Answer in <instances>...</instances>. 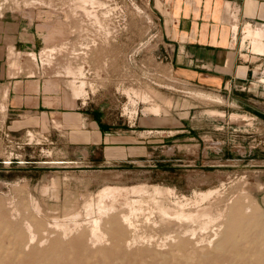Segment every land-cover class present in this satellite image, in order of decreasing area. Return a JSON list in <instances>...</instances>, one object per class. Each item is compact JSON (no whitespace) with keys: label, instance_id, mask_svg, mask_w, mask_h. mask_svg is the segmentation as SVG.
<instances>
[{"label":"rangeland","instance_id":"obj_1","mask_svg":"<svg viewBox=\"0 0 264 264\" xmlns=\"http://www.w3.org/2000/svg\"><path fill=\"white\" fill-rule=\"evenodd\" d=\"M12 1L14 0H0V20L6 22L8 32L16 31L19 27L20 37L24 41L26 39L34 41L35 47H30L32 43L29 42L26 46L30 48L20 49L14 44L15 37L6 35V48L8 41L9 43L12 41L14 49L21 51L20 62L24 64L22 65L24 72L20 71L18 74L28 79H36V85L41 84L44 88L49 75L41 72L40 58L33 62L26 55L25 50L38 52L45 44L44 40L49 31L43 27L41 29L39 25L50 22L46 20L45 13L48 11L45 10L52 8L36 5L32 19L27 14L31 9L25 8L27 12L17 10L16 2L21 4L22 1L15 0L14 4ZM59 1H53L56 5V12L53 15H61L60 17L64 18L63 10L66 4L60 5ZM100 2L103 5L105 3L106 6L99 5L102 11L97 10L99 9L97 4H94L92 9L98 11L96 12L98 17L101 16L99 20L103 18L105 12H108V15L107 13L104 15L105 21L104 18L100 20V23L104 24L102 28L99 29L100 23L93 24L90 20L85 21L86 19L82 22L80 15L83 12L78 9L81 13L78 11V16L73 18L76 21L73 19L68 21L70 34L65 40L68 46L72 43L74 47L75 43L80 53L76 59L74 56L71 58L74 64H80L85 71L83 77L85 76L86 80L83 77L82 79L85 81L86 94L83 93L84 95L75 99L74 104H67L64 89L67 91L66 95L70 92L63 81L67 77L56 76L60 80L58 88L55 90L49 86H46L49 87L48 89L45 87L44 105L57 111L25 112L15 118H7L6 110L0 111L2 227L6 226L5 229L8 231L7 226L18 224L21 226L26 218L35 226L38 225V220L43 217L33 212L31 197L38 200L37 202L46 210L49 207L50 214L55 213V216L59 214L58 219H63L61 216L66 212L67 207L69 208L74 202H82L83 197L96 192L107 182L125 185L137 182L161 183L160 185L174 187L178 199L182 194L191 197L194 191L216 187L215 189L219 190L216 194L219 195L218 198L216 195L211 196L213 205H223L227 202L230 206L236 201L241 202L243 206H250V210L243 217L239 216L232 224L228 231L229 237L224 241L225 248L213 255L211 251L209 254L207 251L196 252L192 254L195 257L191 256L192 259L189 261L185 260L181 252L176 255L171 254L169 247L171 237L168 235H174L175 232L174 234L172 231L168 232L159 222L157 214L143 213L138 214L137 221L135 219L134 223L137 224L135 230L128 232L121 229L123 234L127 231L125 236L122 235L121 240L131 237L132 233H138L137 235L140 236L130 248L122 245L111 235H107L102 243L95 246L76 242L74 237L67 238L56 250H53L50 243L58 233L54 230L52 222L48 228L51 237L47 241L39 244L40 235H37L34 239L35 243H31L24 251L22 247V249L16 247L17 251L13 252L3 251L0 254V264H29L28 262L58 264V261L59 264L63 262L64 264H201V261H204L202 263L204 264L207 260L209 261L205 264H249L246 259L247 250H250L252 244L264 243V81H259L263 75L264 56H256L251 53L249 47L241 48L242 59L252 62L251 71L248 75L245 74L246 77L233 78L217 87L195 83L179 74L174 67L173 59L178 52V45L174 46V27L162 2L159 7L155 4L156 0H100ZM104 8L106 9L103 10ZM77 17L81 20L79 21ZM83 24L86 25V29ZM91 25L94 29L90 27ZM239 35L241 36L242 33ZM73 49L76 50L75 47ZM82 52L88 53V56ZM6 56L8 69L7 52ZM30 68L35 72L31 77L27 76L33 73ZM29 70L31 73H28ZM8 72L6 71V74L10 77L9 69ZM18 74L12 76H19ZM60 77H63V80ZM134 87L135 91H133ZM136 91L140 93L151 91L147 93L149 99L143 101ZM132 92L136 95L134 96ZM201 92L210 94L211 98L201 95ZM128 94H131L129 100ZM150 94L155 96L150 97ZM133 101L135 106L132 104ZM157 102L159 106L162 105L159 115L144 111L146 106ZM212 109L213 111L215 109V113ZM70 113L78 115L80 122L74 121ZM54 118H58L59 125ZM31 132L35 134L32 135ZM44 185L48 190L41 189ZM153 220L158 222L154 223ZM211 234L212 231L209 230L208 235ZM141 236L145 237L141 238ZM149 236L153 239L152 243L149 241L151 239L147 240ZM114 243L116 245H113ZM162 243L164 245H161Z\"/></svg>","mask_w":264,"mask_h":264},{"label":"bare ground","instance_id":"obj_2","mask_svg":"<svg viewBox=\"0 0 264 264\" xmlns=\"http://www.w3.org/2000/svg\"><path fill=\"white\" fill-rule=\"evenodd\" d=\"M14 1H12V4H14L13 3ZM21 1H22L23 4L22 3L19 4L20 2L18 3V1H17L16 4H15L16 5L15 7H16L17 10H23V11H26V10H24L25 8L31 9L28 12L26 11L27 14L29 15V17L33 16V9L36 8V5H40L41 7L42 6H47L49 8L50 7L52 8L51 10H45V11H48L47 13H45V16H47L46 20L50 21L51 23L48 22V23H43L44 25H42V24L39 25V27H41V29L43 27V29L45 28V29H47L49 31V34H47V36L45 38L46 40H44L45 44L43 46H41V48L39 49L38 52H36L34 50H27V51L25 50V52H26V55L29 56V59L33 60V62L38 57L40 58L39 63L41 64L40 68L42 70V71L41 70L40 71L49 75V77H47L46 86H49V87H51V89H55L56 90L58 88V83L60 81L58 79L59 78L58 76H63V77H67L68 78V79L66 78L65 80H63L62 79L63 77L62 78L60 77L63 81H65L64 83H66V85L69 88V92L70 93L67 94L68 96L66 95L67 91L64 89L65 99L67 100V104H74L75 99H77L79 96H81L84 93V91H85L84 90L85 81L83 80V79H85L84 78L85 76L83 77V73L85 71H83V68H82V66H80V64H78V65L74 64L73 61H72L73 58H71V56L72 57L74 56V58L76 59V57H78L80 55L79 51L76 49L75 43H74V47H75L76 50L73 51L74 50L73 49L74 47L72 46L73 44L70 42L71 46H68L67 42H65V40L68 39V34H70L69 31H68V28H70V27H68V23H70V22H68V21L70 19H73L76 16H78V11H79L78 9H80L83 12V13H81L79 11V13H81V15L80 14L79 15H80V17L82 19V22H84V19H86L85 21L90 20L91 23L93 22V24H94V22L100 23L101 22L100 20L101 19L103 20L104 15L106 13L108 15V12H105V13L103 12L104 13L103 14V18H101L99 20V18L101 16L98 17V15L96 13L98 11L95 12V10L92 9L93 8L92 6L94 4H97L98 7H99V5H101V7H102L103 4H102V2H100V0H60V1L57 0V1L60 2V5H63V3L66 4V6L64 5L65 8L63 10V14H64L65 17L61 18L60 17L61 15L60 16L59 15H53V13L56 12V9H55L56 5L53 3L54 0H21ZM160 2L161 1L156 0L155 4L159 7ZM53 5H55L54 8H53ZM12 6L13 5H11V7ZM90 6H91V8H90ZM104 6H105V3L103 5V7ZM2 8H4V7H2ZM61 8H63V7H61ZM95 9H97V8H95ZM105 9L106 8H104L103 10H105ZM97 10H101L100 7ZM38 12H39V10H38ZM0 14H1V12H0ZM79 18L77 17L78 20H79ZM32 19H33V17H32ZM73 20L76 21V19H73ZM79 21H78V23H79ZM104 21H105V18H104ZM234 21H235V22H233L234 24H232L233 25V36H232L233 37V42L236 40V31H237V27H238L236 19ZM247 22L241 28V30H242L241 43H240L241 47L242 48H247V49L249 47V49L252 51L251 53L264 56V24L261 23V24H256V25L253 24L252 25V24H250V22L249 23H247ZM40 23H42V22H40ZM76 24H77V22H76ZM85 24H86V22H85ZM102 24L103 23H100V25L98 24L100 27L97 25L99 27V29L102 28ZM92 25L90 27H92ZM69 26H71V24ZM74 26H75V24H74ZM77 26H78V24H77ZM85 26L86 25L83 26L84 29H86ZM81 27H82V25H81ZM81 27H79V28H81ZM90 27H89V29H90ZM94 27H95V25H94ZM79 30H81V29H79ZM71 32H73V31H71ZM76 39H77V37H76ZM9 42L10 41H8V48H7L6 52L9 54V61L8 60L7 61L9 62L8 63L9 64L8 65L9 68L8 69L11 72V74H8V75L12 76V74H18V72H20V71L24 72L22 70V65H24V64H21V62H20L21 61L20 57H22L21 56V51L15 50L14 47H13L14 45L12 44V41H11V43H9ZM78 43H80V42L78 41ZM239 47H240V45H239ZM76 51H78V52H76ZM82 53H85V52H82ZM245 54L247 55V53H245ZM243 55H244V53H243ZM85 56H88V53ZM253 56L254 55H252V57ZM244 57L246 58L247 56H244ZM253 58H256V57L254 56ZM75 59H74V61H75ZM81 61H84V60H81ZM24 63H26V62H24ZM75 63H76V61H75ZM30 64H31V62H30ZM262 67H263V71H262L263 75L261 74L262 77L259 79V81H264V60L262 62ZM23 68H24V66H23ZM8 69H7V72H8ZM30 69L32 70V68H30ZM31 72H33V70ZM31 72L29 70L28 73H31ZM33 74H35V72H33L32 74H28L27 76L31 77ZM18 75L20 76V74H18ZM56 76L58 78H56ZM44 77H46V75H44ZM82 77H83V79H82ZM257 78H259V77H257ZM252 84H253V82H252ZM129 87H132V86H129ZM0 89H1V94H0L1 96L0 97H1V100H2L0 102V111L4 112V110H6L7 104H8L7 103V97H8L9 86L2 84ZM135 89L136 88L134 87L133 91H135ZM149 89L151 90V88H149ZM127 90H128V88H127ZM137 90H139V89L137 88ZM131 91H132V89H131ZM143 91H145V90H143ZM150 92L148 91L147 93H150ZM126 93H129V92H126ZM136 93L140 96V98L143 101L147 100V98L149 96V94L147 95V93H144V92L140 93V92L136 91ZM136 93H133L134 96L136 95ZM154 93H155V91H154ZM84 94H86V93H84ZM131 94H128V96L126 95L128 97V100L131 99V96H130ZM199 95H200V93H199ZM201 95H204V96H207L208 98H211L210 94L202 93ZM151 96H153V95L150 94V97ZM214 98L215 99H220V98H216V97H214ZM150 100H151V98H150ZM163 100H165V98H163ZM137 101H139V98H138ZM152 101L153 100H151L150 102H152ZM158 102H157V104L154 103V104H151V105L146 106V107L144 106L145 107L144 111L145 112H149L151 114H156L157 115L158 112L160 111V108L162 107V105H160L161 107L158 105ZM162 102H164V101H162ZM169 102H170V100H169ZM129 103H131V102H129ZM134 103L135 102L133 101L132 104H134ZM126 104L124 105V107L126 106ZM133 106H135V104ZM125 109H126V107H125ZM130 110L133 111V109H130ZM212 111H213V109H212ZM208 112H211V111H208ZM213 113H215V109H214ZM66 114H67V112H66ZM70 117H74V121L80 122L79 119H78V117H79L78 115H76V114L74 115L73 113H70ZM147 118L148 117H146V119ZM245 118H246V116H245ZM57 119L58 118H56V119L54 118V120L59 125L60 122ZM51 120H53V119H51ZM54 120H53V123H54ZM143 120H145V117L143 118ZM239 121H240V119H239ZM54 124H56V123H54ZM31 134H32V132H31ZM31 134H29V135L31 136ZM34 134L35 133H33L32 135H34ZM51 182H53V180ZM51 182H50V185H51ZM160 184H157V183L155 184L154 182L151 183V184H149V183H138L137 182L136 184H131V185L117 184V183H112V182L104 183L98 190H96V192L92 193L90 191L91 193H89V195H87L86 197H83L84 199L82 200V202H78V203L74 202L73 204H71L69 206V208L67 207L66 212L63 214V216H61V217H63V219L59 218L61 220L58 219V215L59 214L56 215V216H55V213H54V215L50 214L49 211H48L49 210L48 206H47L48 210H46L41 204H39L37 202L38 200L36 201L33 197H31V203L33 204L32 205L33 212L35 211V213L38 216H40V217L42 216L43 218H40L38 220V222H37L38 223V225H37L38 227L35 226V224L27 221V218H26V221H23L21 226H19V224L18 225L16 224L17 226H19L18 228H16L17 226H15V225L11 226V227L7 226V227H9L8 231L5 229L6 226L2 227L1 221H0V254L3 251H12V252L13 251H17L16 247H20V248L22 247V248H24L22 251H24L25 248L29 247L30 244L34 242V239L36 238L37 235H40V237L38 239V243L39 244H41L43 241H47V239L49 237H51V235L48 234V228L50 227V223H52V222H53L52 226L54 227V230H56L57 233H58V235H56L54 237V240L52 241V243H50L51 244V249H53V250H56L60 246V243L63 240L67 239V238L70 239V238L74 237L77 240L76 242H79V243L84 242V245L95 246L96 244L102 243L107 235H111L114 239H118L121 242L122 245H124L127 248H130V246H132V244L135 243L138 240L137 238H140V236L137 235L138 233L137 234L132 233V236L129 237V238L124 237V238H126L124 240H121V237H122V235L125 236V233L128 230L129 231L135 230V225H137V224L134 223L136 217L138 216V214H143L144 213V214H155V215L157 214L159 219L157 217L156 218L159 220L160 223H162L167 228L168 232L169 231H172V233L175 232V234L173 233L174 235L169 234V233L166 232L167 234H169L168 236L171 237V243H170L169 247H170V250L172 252L171 251L170 252H171V254L173 253L174 255L180 254V252H181L182 256L185 258V260L189 261V260L192 259V257H191V256H193L192 254H194L196 252H200L201 253V252L207 251V253L209 254V252L211 251L212 255H213V254H217L216 252H218V251L222 250L223 248H225L224 241L226 240L227 237H229L228 236V231L232 227V224L236 221V219H238L239 216L243 217V215H246L247 211L250 210V206H243V205L240 204L241 202L238 203L236 201H234V202L232 201L233 203L230 206L228 205L227 202L224 203L223 205L222 204H220L218 206L217 205H213L211 203L212 200L210 199V198H212L211 196L212 195H216V197H217L219 195V194L218 195L216 194V192L218 193V191H219L218 189H215L216 187L214 189H210L209 188L207 190L206 189L205 190H201L200 189L199 191H194L193 190L194 193H193V195L191 197H188V196H185V195L182 194V196L178 199V198H176L177 194L175 195L174 187H170V186H166V185H160ZM45 186L46 185H44L43 188H41V189L48 190V188H46ZM260 187H262V186L260 185ZM81 192H83V191H81ZM50 193L53 194L54 192H51V190H50ZM207 200H209V201H207ZM43 201H45V199ZM74 201H78V200H74ZM204 201H207V202L205 203ZM54 209H55V207H54ZM51 211H53V210H51ZM151 217H152V215L150 216V218ZM146 219H147V217L145 218V220ZM28 220H30V219H28ZM241 220H242V218H241ZM18 221H20V220H18ZM136 221H137V219H136ZM149 222L151 223V220ZM152 222H154V223L156 222L157 223L158 221L153 220ZM4 224H5V222L3 223V225ZM174 225H176V226L174 227ZM247 226L249 227V225H247ZM122 228L127 230L124 234H123V231L121 232ZM209 230L212 231L211 235H208V231ZM197 231H198V233H196ZM248 231H250V229ZM51 232H53V231H51ZM244 233H242V234H244ZM150 236H149V238H147V240L151 239ZM144 237L141 236V238H144ZM162 237H164V235ZM250 237H252V236H250ZM259 238H261V237H259ZM107 240H109V239H107ZM152 240L153 239H151L149 241H151V243H152ZM246 240H247V238H246ZM237 241H236V243H237ZM115 243H117V242H115ZM115 243L113 245H116ZM111 244H112V242H111ZM36 245H37V243H36ZM161 245H164V243H162ZM233 247H235V246L233 245ZM43 249H45V247ZM43 249H42V251H43ZM230 249H232V248H230ZM36 250H38V249L36 248ZM89 250H91V247H90ZM113 250H114V248H113ZM48 251H49V249H48ZM99 251H97V253ZM223 252H224V250H223ZM43 253H44V251H43ZM47 253H50V252H47ZM107 253H108V251H107ZM115 253H116V251H115ZM238 253H240V252H238ZM247 253H248V257H246L247 263H249V264H264V243L257 244V245H253L252 244V246L250 247V250H247ZM8 254H10V253H8ZM26 254L27 253H25V255ZM45 254H46V252H45ZM165 254H167V253H165ZM66 255H63V256L67 257L68 255L67 256ZM82 256H84V255L82 254ZM60 257H62V256H60ZM193 257H195V256H193ZM211 257L213 258V256H211ZM80 258L81 257H79V259ZM198 258H200V257H198ZM23 259L25 260V258H23ZM57 261H58V259H57ZM207 261H209V260H207ZM67 262H68V260H67ZM77 262H79V260ZM201 262L203 263L204 261H201ZM28 263L30 264V262H28ZM58 264H59V261H58ZM63 264H64V262H63Z\"/></svg>","mask_w":264,"mask_h":264},{"label":"crops","instance_id":"obj_3","mask_svg":"<svg viewBox=\"0 0 264 264\" xmlns=\"http://www.w3.org/2000/svg\"><path fill=\"white\" fill-rule=\"evenodd\" d=\"M159 1L164 2L174 27L173 40L174 46L178 45V52L173 62L179 74L192 82L210 87L221 86L233 78L243 79L245 74L248 75L252 62L243 60L240 55L242 47L239 33H242L241 28L247 21L252 25L264 24V0ZM235 19L238 27L233 42L232 24ZM6 29V22L0 20V85L9 86L6 117L15 118L25 112L57 111L44 105L45 85L42 88L41 84L36 85V79L26 76H7L6 35H13L14 44L20 49L35 47V42L28 39L24 41L20 37L19 27L16 31L8 32ZM29 42L32 43L30 47L26 46Z\"/></svg>","mask_w":264,"mask_h":264}]
</instances>
